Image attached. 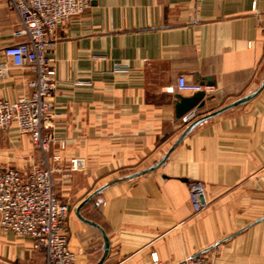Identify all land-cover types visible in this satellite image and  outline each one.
Wrapping results in <instances>:
<instances>
[{
	"label": "crops",
	"instance_id": "1",
	"mask_svg": "<svg viewBox=\"0 0 264 264\" xmlns=\"http://www.w3.org/2000/svg\"><path fill=\"white\" fill-rule=\"evenodd\" d=\"M16 17L0 0V99L29 94L33 72L13 66ZM47 56L55 61L58 142L55 191L67 204L64 229L75 264H264V87L251 101L198 124L159 168L194 120L256 90L264 79V0H91L57 27ZM115 66L124 67L116 71ZM213 86L205 105L175 118L176 81ZM78 158L82 170L69 171ZM40 152L12 126L0 130V170H27ZM204 185L207 207L194 213L189 184ZM156 258V262L153 261ZM0 264H45L29 237L0 229Z\"/></svg>",
	"mask_w": 264,
	"mask_h": 264
},
{
	"label": "built area",
	"instance_id": "2",
	"mask_svg": "<svg viewBox=\"0 0 264 264\" xmlns=\"http://www.w3.org/2000/svg\"><path fill=\"white\" fill-rule=\"evenodd\" d=\"M8 11L16 17L13 32L15 43L4 49L7 60L17 68L33 72L35 78L27 86L29 94L15 101L0 99V130L15 126L26 134L32 146L40 152L38 165L27 170H0V229L17 236L29 237L36 249H43L45 264H75L76 254L68 244L64 229L69 208L55 191L52 164L60 157L52 149H64L53 132L59 115L55 61L47 56L48 41L57 27L66 24L90 6L91 0H3ZM8 63L0 65L7 70ZM124 67L115 66L116 71ZM177 93L194 94L208 89L187 83L183 76L176 81ZM84 163L74 158L69 171L82 170ZM189 200L194 213L207 207L205 188L201 182L189 184ZM156 262V258H153ZM178 264H213L210 258H187Z\"/></svg>",
	"mask_w": 264,
	"mask_h": 264
},
{
	"label": "water",
	"instance_id": "3",
	"mask_svg": "<svg viewBox=\"0 0 264 264\" xmlns=\"http://www.w3.org/2000/svg\"><path fill=\"white\" fill-rule=\"evenodd\" d=\"M206 82V86H213L214 84L210 82L209 78H205L204 80H202L200 83L201 85H204V83ZM264 87V79L262 81V83L260 84V86L254 90L253 92L243 96L242 98H239L238 100H235L234 102H231L230 104L223 106L213 112H210L208 114H205L203 116H201L200 118H197L196 120H194L193 122H191L182 132L181 134L178 136V138L175 140V142L173 143V145L170 147V149L166 152V154L164 155V157L157 162V164H155L154 166L147 168L145 170L136 172L134 174H130L128 176L122 177L118 180H116L115 182H113V184L118 183V182H123V181H127V180H132L134 178L143 176L157 168H159L160 166H162L165 161L168 158V155L171 153V151L201 122L215 117L225 111H228L230 109H233L235 107H238L240 105H243L249 101H251L252 99H254L263 89ZM204 96L205 93L203 91L197 92L192 94V96L190 97H183L180 94L175 96V100H174V113H175V118L176 119H180L186 115H189L191 113H193L194 111H198L200 109H202L205 105V101H204ZM109 185H105L102 186L100 188H98L94 193H92L89 197H87L77 208L76 212H77V218L79 220H81L82 222L94 226L96 228H98L101 232L102 235V240H103V246H102V257L99 260V262L97 264H101L104 259L107 257L108 253H109V249H110V244L109 241L105 235V233L102 231L101 228H99L96 224H94L93 222L86 220L84 217H82L79 214V210L87 203L89 202L94 196H96L98 193L102 192L104 189H106ZM199 256V254L193 256L192 258H197Z\"/></svg>",
	"mask_w": 264,
	"mask_h": 264
}]
</instances>
